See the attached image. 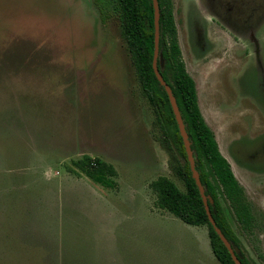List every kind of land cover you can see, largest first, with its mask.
Segmentation results:
<instances>
[{
	"label": "rangeland",
	"instance_id": "1",
	"mask_svg": "<svg viewBox=\"0 0 264 264\" xmlns=\"http://www.w3.org/2000/svg\"><path fill=\"white\" fill-rule=\"evenodd\" d=\"M173 1L200 107L254 216L243 226L223 200L237 249L264 264V0ZM169 144L117 15L96 0H0V264H222L207 225L156 204L158 177L186 189ZM84 155L113 164L116 186L82 173Z\"/></svg>",
	"mask_w": 264,
	"mask_h": 264
},
{
	"label": "trees",
	"instance_id": "2",
	"mask_svg": "<svg viewBox=\"0 0 264 264\" xmlns=\"http://www.w3.org/2000/svg\"><path fill=\"white\" fill-rule=\"evenodd\" d=\"M100 10L117 15L132 53L142 91L150 102L162 130L164 141L171 143L185 159L179 174L185 190L169 177L160 176L152 182L157 192L156 204L190 225H207L214 255L222 264H235L231 253L211 224L200 190L192 175L183 137L180 134L169 95L158 80L153 58L155 49V21L153 0H96ZM160 6L159 68L176 97L194 153L196 168L205 192L211 197L210 208L217 225L228 240L241 246L240 238L232 227L223 205L229 201L243 226L254 220L244 187L238 181L228 159L222 154L214 131L201 111L196 82L188 72L179 43V33L173 0H158ZM74 165L87 177L102 186H116L117 170L114 165L98 156L84 155L73 160ZM244 264H251L243 255Z\"/></svg>",
	"mask_w": 264,
	"mask_h": 264
},
{
	"label": "water",
	"instance_id": "3",
	"mask_svg": "<svg viewBox=\"0 0 264 264\" xmlns=\"http://www.w3.org/2000/svg\"><path fill=\"white\" fill-rule=\"evenodd\" d=\"M153 5H154V21H155V49H154V58H153V68H154L155 74L158 80L160 81V83L165 87L169 95V99L171 101V105H172L177 123L179 125L180 134L183 137V142H184V146L186 149L187 158L190 163L192 175L200 190L209 220L211 224L213 225V227L215 228L218 235L220 236L221 240L223 241V243L225 244V246L228 248L229 252L231 253L235 264H244L238 255V252H239L237 249L238 247L236 245H233L228 240V238L226 237L222 229L217 225V222L213 217V214L210 208V202H209V200L212 201V199L210 196L206 194L204 185L200 178V174L196 168L195 157H194L193 150L191 148V142L189 140L188 133L186 131V127H185L179 106L177 104L176 97L172 91L171 86L166 82V80L164 79L163 75L160 72L159 63H158L159 58H160V6H159L158 0H153Z\"/></svg>",
	"mask_w": 264,
	"mask_h": 264
},
{
	"label": "flooded vegetation",
	"instance_id": "4",
	"mask_svg": "<svg viewBox=\"0 0 264 264\" xmlns=\"http://www.w3.org/2000/svg\"><path fill=\"white\" fill-rule=\"evenodd\" d=\"M199 9H200V7H199ZM203 11V10H202ZM200 13V12H199ZM246 53H248V50H246ZM196 87H197V85H196ZM199 100V99H198ZM200 105V104H199ZM201 108V107H200ZM201 111H202V109H201ZM203 113V112H202ZM203 116H204V114H203ZM204 118H205V116H204ZM205 120H206V118H205ZM206 122H207V120H206ZM207 124H208V122H207ZM209 125V124H208ZM210 126V125H209ZM211 127V126H210ZM211 129L213 130V128L211 127ZM214 131V130H213ZM214 133H215V131H214ZM220 147V146H219ZM221 150V149H220ZM223 154V153H222ZM229 154V153H228ZM229 161V160H228ZM230 162V161H229ZM231 164V163H230ZM232 166V165H231ZM233 169V168H232ZM241 184V183H240ZM242 185V184H241ZM243 186V185H242ZM245 189V188H244ZM245 193H246V191H245ZM237 247H239V246H237ZM238 255L239 256H242L243 254H242V252H238ZM244 256V255H243ZM246 258V257H245ZM247 259V258H246ZM243 262V261H242Z\"/></svg>",
	"mask_w": 264,
	"mask_h": 264
}]
</instances>
